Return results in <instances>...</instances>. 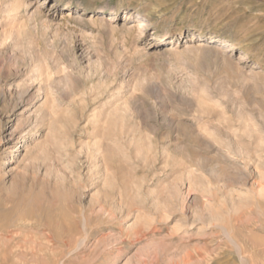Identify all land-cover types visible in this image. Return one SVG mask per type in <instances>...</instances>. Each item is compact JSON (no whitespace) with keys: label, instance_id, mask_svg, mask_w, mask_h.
<instances>
[{"label":"rangeland","instance_id":"obj_1","mask_svg":"<svg viewBox=\"0 0 264 264\" xmlns=\"http://www.w3.org/2000/svg\"><path fill=\"white\" fill-rule=\"evenodd\" d=\"M0 264H264V0H0Z\"/></svg>","mask_w":264,"mask_h":264},{"label":"bare ground","instance_id":"obj_2","mask_svg":"<svg viewBox=\"0 0 264 264\" xmlns=\"http://www.w3.org/2000/svg\"><path fill=\"white\" fill-rule=\"evenodd\" d=\"M106 9L103 7L100 11L101 12H104ZM119 13V9H115V8H112V9H110L109 10V14L111 15L112 14V16H116V15H113V14H118ZM130 14V19L131 18H133V17H136V21H138L139 23H140V25H142V26H146V25H149L150 24V22L147 20V19H145V18H142L140 15H131V13H128V15ZM39 19V18H38ZM208 38V42L209 43H212V42H214L215 41V39L212 37V36H208L207 37ZM219 47H222V45H219ZM27 136L28 135H25L24 136V138H25V140L26 139H29V138H27ZM18 145L19 144H17V145H15V146H13V150L12 151H16L17 149H18ZM225 228V227H224ZM13 230V229H12ZM24 232V231H23ZM17 234V233H16ZM52 236V235H51ZM8 237V236H7ZM15 237V236H14ZM186 238V237H185ZM52 239V238H51ZM68 240H65L64 242H67ZM13 249V248H12ZM17 256V255H16ZM24 256V255H23ZM32 259V258H31Z\"/></svg>","mask_w":264,"mask_h":264}]
</instances>
